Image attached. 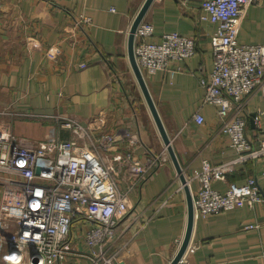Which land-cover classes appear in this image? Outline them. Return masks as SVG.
I'll return each mask as SVG.
<instances>
[{"label":"crops","instance_id":"crops-1","mask_svg":"<svg viewBox=\"0 0 264 264\" xmlns=\"http://www.w3.org/2000/svg\"><path fill=\"white\" fill-rule=\"evenodd\" d=\"M144 1L0 0V42L11 32L23 38L18 56L0 52V110L34 114L0 116L1 122L11 120L18 136L44 140L57 123L56 115L71 114L93 135L137 127L142 144L134 149L135 156L143 158L165 148L127 56L129 28ZM200 1L181 5L179 0H152L143 16L154 27L151 41L159 42L168 32L195 40L191 57L171 61L169 70L143 72L192 190L198 185L195 174L203 159L217 164L234 157L226 136L219 133L215 107L201 104L199 78L212 68L209 39L215 26L199 20ZM81 15L89 21L78 26L75 19ZM238 40L264 41V0L248 6ZM262 110V97L255 94L246 111L250 117L259 112V122H250L249 117L246 131L256 145L264 136ZM196 111L203 122L194 120ZM57 133L63 139L70 137L66 128ZM117 174L120 187H125L129 181L122 171ZM251 175L264 187V155L237 165L212 187L224 192ZM127 202L129 208L115 228L114 264H168L184 234L187 213L183 184L170 157L128 194ZM248 222L259 226L244 227ZM189 243L197 248L177 264H264V201L253 208L242 205L207 216L194 214ZM75 249L62 264H87L80 255L87 247L78 242Z\"/></svg>","mask_w":264,"mask_h":264},{"label":"built area","instance_id":"built-area-1","mask_svg":"<svg viewBox=\"0 0 264 264\" xmlns=\"http://www.w3.org/2000/svg\"><path fill=\"white\" fill-rule=\"evenodd\" d=\"M189 0H179L181 5ZM257 0H201L199 20L214 24L210 34L212 68L199 78L201 104L216 109L219 133L226 136L234 157L212 164L203 159L195 174L198 185L190 189L194 214L207 216L264 201V187L251 175L242 184H230L221 192L212 187L228 171L264 155V136L256 145L247 134L249 100L260 94L264 112V41L242 43L238 32L248 6ZM78 26L89 18L79 16ZM153 24L141 20L134 32V55L142 72L169 70L173 60H184L195 52V40L177 32L164 33L159 42L149 40ZM171 70V74L174 73ZM32 113L0 110L14 118ZM44 140L18 136L11 120H0V264H62L75 245L87 264H114L115 228L128 210V194L149 179L169 159L166 147L143 158L134 149L142 144L139 129L125 126L93 135L73 115H56ZM196 122L204 121L196 111ZM254 123L259 112L253 113ZM66 128L70 137L60 138ZM129 182L121 188L117 172ZM190 186L189 181H187ZM259 224L248 222L246 228ZM188 243L184 254L193 252ZM183 254V255H184Z\"/></svg>","mask_w":264,"mask_h":264},{"label":"water","instance_id":"water-1","mask_svg":"<svg viewBox=\"0 0 264 264\" xmlns=\"http://www.w3.org/2000/svg\"><path fill=\"white\" fill-rule=\"evenodd\" d=\"M152 0H145L138 10L137 14L135 15L132 24L129 28L128 32V38H127V56H128V61L131 66V69L133 71V74L135 76V79L138 83V86L141 90V93L143 95V98L149 108L150 114L153 118V121L157 127V130L159 132V135L161 136V139L166 147V150L169 154V157L176 169V172L179 175L180 181L183 184V188L185 191V198H186V208H187V213H186V226H185V231L182 236V239L180 241V244L172 257V259L169 261L168 264H177L178 261L181 259L183 256L185 249L189 243L190 236H191V230H192V225H193V220H194V208H193V203H192V194L190 192L189 186L186 182L185 175L182 172V169L178 163V160L176 158L175 152L171 146L170 138L164 128V125L162 123V120L158 114V111L155 107L154 101L152 99V96L148 90L144 75L142 70L137 64L135 55H134V32L136 30L137 25L139 22L143 19V16L145 14V11L147 10L148 6L150 5ZM252 116L253 113L251 114L250 117V122H252Z\"/></svg>","mask_w":264,"mask_h":264},{"label":"rangeland","instance_id":"rangeland-1","mask_svg":"<svg viewBox=\"0 0 264 264\" xmlns=\"http://www.w3.org/2000/svg\"><path fill=\"white\" fill-rule=\"evenodd\" d=\"M19 36H20L19 33L18 34L14 33V32L9 33V37L7 39H5V41L0 42V52L1 51H9V52H11V54L13 53V55L18 56L20 54V50H21V40L23 39V38H21V36L20 37ZM9 47H10V49H12L11 51L8 50Z\"/></svg>","mask_w":264,"mask_h":264}]
</instances>
